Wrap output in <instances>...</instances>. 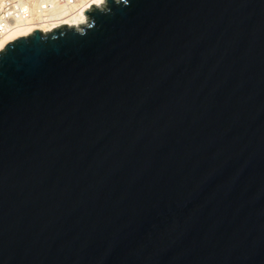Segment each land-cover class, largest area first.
<instances>
[{"label": "water", "instance_id": "1", "mask_svg": "<svg viewBox=\"0 0 264 264\" xmlns=\"http://www.w3.org/2000/svg\"><path fill=\"white\" fill-rule=\"evenodd\" d=\"M0 51V264H264V0H105Z\"/></svg>", "mask_w": 264, "mask_h": 264}, {"label": "bare ground", "instance_id": "2", "mask_svg": "<svg viewBox=\"0 0 264 264\" xmlns=\"http://www.w3.org/2000/svg\"><path fill=\"white\" fill-rule=\"evenodd\" d=\"M17 25L0 39V51L17 38L29 36L34 30L51 32L68 25L78 27L87 22L84 12L92 5L101 7L105 0H18Z\"/></svg>", "mask_w": 264, "mask_h": 264}, {"label": "built area", "instance_id": "3", "mask_svg": "<svg viewBox=\"0 0 264 264\" xmlns=\"http://www.w3.org/2000/svg\"><path fill=\"white\" fill-rule=\"evenodd\" d=\"M18 0H0V39L17 25Z\"/></svg>", "mask_w": 264, "mask_h": 264}]
</instances>
